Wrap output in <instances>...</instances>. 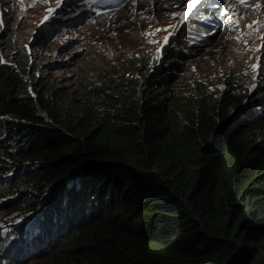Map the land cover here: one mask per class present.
Returning <instances> with one entry per match:
<instances>
[{
    "label": "trees",
    "instance_id": "16d2710c",
    "mask_svg": "<svg viewBox=\"0 0 264 264\" xmlns=\"http://www.w3.org/2000/svg\"><path fill=\"white\" fill-rule=\"evenodd\" d=\"M131 62L134 78L106 73L101 94L68 105L63 123L33 107L47 109L55 87L35 77L25 91L0 62V155L13 157L3 172L25 171L23 204L35 208L49 194L56 210L98 202L43 261L264 264V98L252 93L228 108L230 92L216 98L191 81L197 103H181L175 65L144 54Z\"/></svg>",
    "mask_w": 264,
    "mask_h": 264
},
{
    "label": "clouds",
    "instance_id": "9594fccd",
    "mask_svg": "<svg viewBox=\"0 0 264 264\" xmlns=\"http://www.w3.org/2000/svg\"><path fill=\"white\" fill-rule=\"evenodd\" d=\"M148 1L155 0H0V62H7L15 68L20 76H17V80L23 84L25 91L26 82L29 84L35 77L57 89L45 94L47 100L51 99L47 109L38 104L33 106L50 122L60 120L63 123L66 120L65 110L70 108L72 102L82 99L84 93L101 94L100 83L106 73L116 77L118 72H122L128 74L130 79L134 78L131 61L143 54L154 66L161 63L175 65L171 69L174 82L178 84L184 98L181 103H197L193 96L196 91H191V81H194V86H197V82L206 86L205 90L212 92L216 98L229 92L233 97L241 91L239 100L229 99L228 108L243 103L252 93L264 98V0H202L186 17L173 14L187 11L190 0H171L175 5L182 4V8L170 14L172 20L164 19V26L174 25L166 31L168 42L159 43L152 38L146 25L147 42L140 51L133 50L119 59L123 69L105 67L97 79L81 80L79 86L71 87L76 95L68 94L69 89L62 91L58 86L62 77H57L54 72L43 71V63L34 58V55L42 58V55L47 54L46 48L42 47L50 39L60 37L61 43L67 39V47L75 50L77 47L72 40L86 37L91 29L111 31L122 26H134L136 12L142 10ZM165 1L169 0H156V4ZM257 3L261 5L260 8L254 7ZM21 32H26V35L21 36ZM94 36L99 38L97 34ZM35 43L41 44L37 46ZM40 47L42 54L37 53ZM224 47L229 57H235L240 50L242 52L241 68L236 73L231 69L229 74L225 73L214 81L206 76H177L176 71L187 67L186 63L195 64L199 61L196 58H208L211 52ZM84 48L86 51L92 49V44L84 45ZM17 58L23 62L29 74L18 71ZM28 94L36 99L37 91L29 87ZM257 127V135L261 132L259 140L263 141L264 123ZM3 129L0 127V139L6 132ZM12 160L10 155H0V166H3L0 169V183L4 179H13L15 182L12 186L20 187L19 180L24 170L3 172L12 168L8 166ZM108 163L119 164L117 158L110 159ZM12 186L0 191V264H25L29 261H32L30 264H45L43 258L60 246L70 230L88 218L98 203L95 200L91 204L87 196L83 205L62 206L56 210V206L51 207L56 199L51 202L52 196L49 194L42 204L29 208L21 200L23 196L19 187L14 191ZM73 215H77V218L68 220Z\"/></svg>",
    "mask_w": 264,
    "mask_h": 264
},
{
    "label": "rangeland",
    "instance_id": "374dc122",
    "mask_svg": "<svg viewBox=\"0 0 264 264\" xmlns=\"http://www.w3.org/2000/svg\"><path fill=\"white\" fill-rule=\"evenodd\" d=\"M181 8L182 4L175 5L171 0L162 2L159 5L156 4V0L154 2L148 1L142 10L136 12L134 26L128 28L122 26V28H115L111 31H102L99 28L91 29L86 37L72 40L77 47L75 50H70L67 47L69 43L68 41L66 42L67 39L64 43H61L62 39L60 37L56 40L50 39L46 46L42 47L43 49L46 48L47 54L42 55V58L34 55V58H37L38 62L43 63V71L54 72L57 77H62L58 84L62 91L65 92L69 89L68 94L76 95L77 93L72 88L79 86L83 79H97L99 73L104 72L103 68L110 67V69H114L119 67L122 70L123 66L119 59L133 50L140 51L147 42L146 25L151 37L159 43H163L164 38L168 37V33L166 34L167 29L174 26L173 23L171 26H164V19L172 20V18L170 19V14L179 12ZM95 34L99 38H95ZM25 35L26 32H21V36ZM18 39L25 41L22 38ZM40 44L36 45L39 46ZM88 44H92V49L86 51L84 45ZM42 48L38 49V54H42V51H40ZM241 54L240 50L235 57L226 56L224 47L216 52H211V56L208 58L206 56L196 58L195 60L199 61L195 64L193 62L190 64L186 63L187 67L176 71L177 76H206L212 81L220 79L225 73L229 74L231 69L233 73H236L241 68ZM105 59H107L106 62H104ZM124 64L127 66V61ZM191 73L193 75H190ZM241 94V91L235 93L232 97L233 101L239 100ZM14 182L15 180L13 179H4L0 183V191L6 190ZM17 186H12L14 191H17L19 187ZM30 263L32 261L25 264Z\"/></svg>",
    "mask_w": 264,
    "mask_h": 264
},
{
    "label": "snow or ice",
    "instance_id": "6c2138e0",
    "mask_svg": "<svg viewBox=\"0 0 264 264\" xmlns=\"http://www.w3.org/2000/svg\"><path fill=\"white\" fill-rule=\"evenodd\" d=\"M57 2H59V0H57ZM241 2H243V0H241ZM202 3V0H190V2L187 4V11L185 12H181V13H177V14H173V15H180L182 17H186L188 15V12H191L192 9L196 6ZM255 8H260L261 5L260 4H256L254 5ZM198 10V9H197ZM254 23H258V21H254ZM248 27H251L252 25H247ZM166 30V29H165ZM164 42L167 43L168 42V37L166 36L164 38Z\"/></svg>",
    "mask_w": 264,
    "mask_h": 264
}]
</instances>
